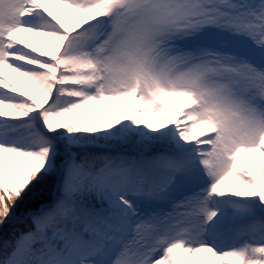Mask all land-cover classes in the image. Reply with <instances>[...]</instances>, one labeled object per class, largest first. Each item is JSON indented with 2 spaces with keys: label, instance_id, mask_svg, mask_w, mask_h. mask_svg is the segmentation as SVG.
<instances>
[{
  "label": "snow or ice",
  "instance_id": "6c2138e0",
  "mask_svg": "<svg viewBox=\"0 0 264 264\" xmlns=\"http://www.w3.org/2000/svg\"><path fill=\"white\" fill-rule=\"evenodd\" d=\"M0 264H264V0H0Z\"/></svg>",
  "mask_w": 264,
  "mask_h": 264
}]
</instances>
